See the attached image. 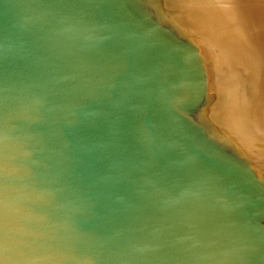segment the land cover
<instances>
[{
  "label": "water",
  "instance_id": "obj_1",
  "mask_svg": "<svg viewBox=\"0 0 264 264\" xmlns=\"http://www.w3.org/2000/svg\"><path fill=\"white\" fill-rule=\"evenodd\" d=\"M198 1L0 0V264H264V167L216 111ZM229 1L242 98L264 0Z\"/></svg>",
  "mask_w": 264,
  "mask_h": 264
},
{
  "label": "bare ground",
  "instance_id": "obj_2",
  "mask_svg": "<svg viewBox=\"0 0 264 264\" xmlns=\"http://www.w3.org/2000/svg\"><path fill=\"white\" fill-rule=\"evenodd\" d=\"M229 6V0H199L194 4L195 12L188 16L196 28L198 40L201 36L200 44L207 60L209 87L220 90L222 95L227 94L216 109L220 119H232L235 125L239 124L245 140L246 154L264 167L261 155L264 150V48H259L256 53L250 50L243 60L247 83L244 97L241 98V94L236 91L230 94V84L234 83L236 75H226L224 71L236 68L241 61L225 36L228 34L227 20L230 18L226 7ZM223 34L225 35L222 36ZM218 50L223 56L220 61L213 55Z\"/></svg>",
  "mask_w": 264,
  "mask_h": 264
},
{
  "label": "rangeland",
  "instance_id": "obj_3",
  "mask_svg": "<svg viewBox=\"0 0 264 264\" xmlns=\"http://www.w3.org/2000/svg\"><path fill=\"white\" fill-rule=\"evenodd\" d=\"M187 7H189V6L187 5V6H184L183 8H187ZM261 155H263V158H264V150L262 151ZM263 158H262V160H263Z\"/></svg>",
  "mask_w": 264,
  "mask_h": 264
}]
</instances>
